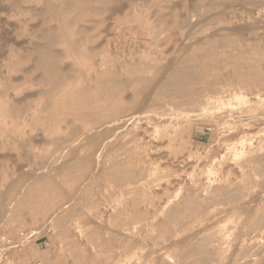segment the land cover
<instances>
[{"label":"rangeland","instance_id":"rangeland-1","mask_svg":"<svg viewBox=\"0 0 264 264\" xmlns=\"http://www.w3.org/2000/svg\"><path fill=\"white\" fill-rule=\"evenodd\" d=\"M46 2L0 0V264H264V0ZM187 59L198 69L192 101L163 95ZM152 61L117 121V95L101 76L115 72L116 84L117 67L127 77L128 63ZM82 92L86 110L75 112ZM92 110L114 111L102 127L111 148L85 175L50 185L52 196H83L88 216L66 228L53 210L33 219L26 191L54 178L63 149L87 147ZM165 114L173 140L153 131L141 141L136 127ZM128 137L132 151L119 145ZM128 153L137 174L117 180ZM189 195L191 214L172 224Z\"/></svg>","mask_w":264,"mask_h":264},{"label":"bare ground","instance_id":"bare-ground-1","mask_svg":"<svg viewBox=\"0 0 264 264\" xmlns=\"http://www.w3.org/2000/svg\"><path fill=\"white\" fill-rule=\"evenodd\" d=\"M61 1L62 0H47L46 3L49 4V5L47 4L48 7H50V6L51 7L52 6L58 7L62 3ZM219 1H222V0H219ZM65 29L68 30L66 27H65ZM123 61H125V60H123ZM191 61H192L191 59H187L184 61L182 66L174 69L173 77L168 78L166 83L162 86L161 91H162L163 95H166V96H169L172 94L181 95L180 97H183V99H185L186 102L192 101L193 97L195 96V90L193 89L192 84H193V81L197 77L198 69L195 67L194 64L191 63ZM176 62H175V64H176ZM117 66H119L118 63H117ZM152 67H153V61L151 63H148V64H139V65H133V63H128V65H126V67H125L127 75H128L127 77H123V74L121 73L123 70H121L117 67V83L116 84L113 82H110V80H109L110 78L114 77L115 72L111 75V74H109L110 73V70H109L107 73H105L101 76L102 80L103 79L106 80V83H107L110 91L114 95H117V121L120 118L121 114L128 110L126 106L129 102H127L124 99L126 97L125 93L128 91L129 88L135 89L136 85H138L139 83L150 81L147 74L152 69ZM171 67L172 66H170V68ZM110 69H111V66H110ZM168 71H169V68H168ZM160 77H161V75H160ZM161 81H159V82H161ZM156 84H157V82H156ZM133 94H134V98H136V96L137 97L139 96V94H137V92H135V91ZM60 95H63V94L61 93ZM65 99H66V97L63 95L60 98L58 97L57 102L58 103H64ZM87 102H88V95L86 92H82V94L79 97L77 96V98H75L74 100H72L70 102V109L75 110V112H77L78 110L85 112ZM130 102L131 103L134 102L135 106L140 105V104H138V100H135V99L131 100ZM152 105H154V104H152ZM165 105H167L166 102H165ZM148 106H150V105H148ZM173 106H176V105H173ZM177 107H179V106H177ZM140 108L144 109V106L142 107V105H140ZM147 112H149V111H147ZM112 113H114V111H112V110L109 111L108 113H105V114H103L102 112H99L97 110H92L91 114H90L91 119H87L85 121L86 127L88 129L87 147L83 148L84 150H80L78 146H70V147L63 149L61 152H63V151L66 152V158H65L63 165L59 164V166H60V167H58L59 169L56 168L58 170H57V174L54 176V178L52 179L50 177L51 178L50 179L48 177L47 178L43 177L42 179H39L32 187H30L26 191V198L24 199V203H23L22 207L26 211H28L29 214L32 213L31 216L33 219L37 218L39 215H40V218H45L53 210V212H54V215L52 213L53 218L58 216V214L62 213V215L59 217V221H58V223L61 225V227L66 228L68 226L69 222H72V221H74L77 224L79 223L78 225L84 223L82 218H85V216L87 217L89 212H90L89 207L87 205H85V203H84L85 202L84 197L81 195L79 196V194L77 192H71V191H68L66 189H64V190L58 189L57 194L55 196H52L51 194L53 193V190L51 189L50 185L52 182H56L57 177H59L62 180V182H64L66 180V182L70 184L74 180V178H76L78 176L85 175L89 170H91L93 168V166L95 164V158L98 154L99 155L101 154V150L104 147L106 149L111 148L110 146H111L112 140L111 139H105L103 137L104 130L102 129V127L106 126L105 118ZM157 114H158V112H157ZM190 115H189V117H190ZM177 118L178 117H176V119ZM187 118H188V116H187ZM173 121H174V119L172 116L165 114L163 117L159 118L154 123H147V122L140 123L139 126L136 127V129L141 131V135H142L141 141L148 140L150 134L153 131L160 132L162 139L172 141L173 140L172 136L174 135L173 131L175 130V124ZM96 129L99 130L97 133L95 132ZM135 131H136L135 129H131L130 130L131 135L133 133H135ZM126 143H127V147H128L129 151L134 150L133 146L131 145V140L129 137L127 138V140L123 141L119 145L123 146ZM257 160H258V158H257ZM138 168H139V164L131 157V154L128 153L124 157H121L120 159H118L117 170L114 171L113 176L115 177V175L117 173V180H123L125 178H133L136 176ZM34 172H36V170ZM13 185H14V183H13ZM3 192L6 193L5 190ZM3 195L5 197V194H3ZM263 195H264V192H263ZM4 201H6V200H4ZM195 202H196V197L194 195H189L188 197L183 198L179 202V204L176 205V208L173 210V213L170 217V222L172 224H176L180 218L189 216L192 212V207L195 205ZM211 202H212L211 200H205L204 208L207 209L210 206ZM18 216H21L20 212H18ZM2 219L5 220V217ZM19 219L20 220H18V222L23 221L22 217ZM81 219H82V221H80ZM1 220H0V222H1ZM4 220H2V222ZM50 224H52V222ZM17 225H15V224L11 225L10 230H12V231L15 230ZM3 227H4V224H3ZM0 228H1V226H0ZM36 232H39V231L36 230ZM94 232L96 233V231H94ZM90 233H93V231H91ZM21 235H23V234L21 233ZM33 236H36V234L35 235L33 234ZM0 238H1V231H0ZM217 248L218 247H216V249ZM207 256H210V255H207Z\"/></svg>","mask_w":264,"mask_h":264}]
</instances>
